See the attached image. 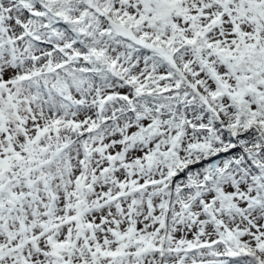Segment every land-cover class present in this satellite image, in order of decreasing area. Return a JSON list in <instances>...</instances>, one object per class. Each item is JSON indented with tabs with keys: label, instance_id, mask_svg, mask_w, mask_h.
<instances>
[{
	"label": "snow or ice",
	"instance_id": "snow-or-ice-1",
	"mask_svg": "<svg viewBox=\"0 0 264 264\" xmlns=\"http://www.w3.org/2000/svg\"><path fill=\"white\" fill-rule=\"evenodd\" d=\"M0 264H264V0H0Z\"/></svg>",
	"mask_w": 264,
	"mask_h": 264
}]
</instances>
